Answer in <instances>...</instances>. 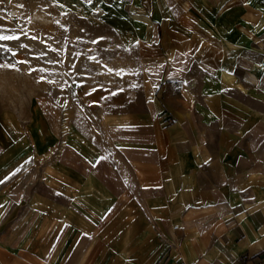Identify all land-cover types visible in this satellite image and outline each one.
Masks as SVG:
<instances>
[{"label": "rangeland", "instance_id": "374dc122", "mask_svg": "<svg viewBox=\"0 0 264 264\" xmlns=\"http://www.w3.org/2000/svg\"><path fill=\"white\" fill-rule=\"evenodd\" d=\"M238 2L0 0V36L17 37L0 39V250L35 246L46 264L45 231L47 264L68 252L87 264L98 247H114L123 232L108 226L107 204L136 196L88 190L110 168L123 175L158 126L193 118L187 110L200 104L209 75L200 62L207 34L225 53L219 73H264V58L243 55L259 47L221 19Z\"/></svg>", "mask_w": 264, "mask_h": 264}, {"label": "crops", "instance_id": "0c3cea01", "mask_svg": "<svg viewBox=\"0 0 264 264\" xmlns=\"http://www.w3.org/2000/svg\"><path fill=\"white\" fill-rule=\"evenodd\" d=\"M236 1L242 9L230 17L221 12V19L259 47L243 50L258 64L264 58V0H253L251 8L245 7L251 0ZM207 35L200 62L209 75L200 104L187 110L193 118L158 126L151 145L143 144L126 162L123 175L110 168L107 176H96L101 185L88 190L135 195L137 201L107 204L108 226L123 228H117L123 235L114 236L112 249L98 247L87 264H264V73H219L225 53ZM239 61L245 68L252 64ZM116 178L123 187L116 188ZM101 205L91 209L107 207ZM44 234L47 264L53 236ZM37 258L35 246L0 250V264H39ZM74 258L68 252L61 264H74Z\"/></svg>", "mask_w": 264, "mask_h": 264}, {"label": "snow or ice", "instance_id": "6c2138e0", "mask_svg": "<svg viewBox=\"0 0 264 264\" xmlns=\"http://www.w3.org/2000/svg\"><path fill=\"white\" fill-rule=\"evenodd\" d=\"M21 7H22V5H21ZM15 38H17V37L0 36V39H5V40H7V39H15Z\"/></svg>", "mask_w": 264, "mask_h": 264}]
</instances>
